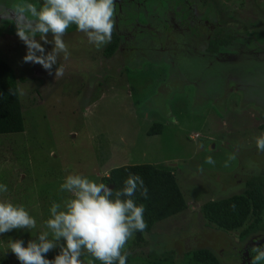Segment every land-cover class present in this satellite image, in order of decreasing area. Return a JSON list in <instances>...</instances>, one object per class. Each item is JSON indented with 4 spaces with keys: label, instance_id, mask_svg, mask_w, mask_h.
Masks as SVG:
<instances>
[{
    "label": "rangeland",
    "instance_id": "1",
    "mask_svg": "<svg viewBox=\"0 0 264 264\" xmlns=\"http://www.w3.org/2000/svg\"><path fill=\"white\" fill-rule=\"evenodd\" d=\"M15 2L0 0V60L18 78L26 129L0 135V184L8 188L0 200L24 205L37 227L0 234V264H21L8 240L27 246L46 230L51 204L67 197L60 189L66 175L103 182L114 168L145 163L172 167L189 207L157 223L148 244L133 250L138 258L131 264L161 257L189 264L188 252L210 244L222 264H244L252 253L246 246L255 239L243 241L241 233L253 218L243 229L218 231L208 226L202 207L243 194L246 181L264 172V163H248L264 155L255 143L264 132V0H117L125 9L114 17L123 36L117 53L105 54L113 34L97 48L73 25L64 37L69 55H60L52 74L23 61L26 45L6 11ZM216 6L219 24L255 42L250 51L235 42L215 61L197 42H182L184 29L193 32L204 22L197 40L213 29L210 8ZM44 47L51 51L53 45ZM154 51L160 60L145 63ZM61 65L64 73L56 80ZM156 123L163 132L150 135ZM59 251L51 250L50 258Z\"/></svg>",
    "mask_w": 264,
    "mask_h": 264
},
{
    "label": "clouds",
    "instance_id": "2",
    "mask_svg": "<svg viewBox=\"0 0 264 264\" xmlns=\"http://www.w3.org/2000/svg\"><path fill=\"white\" fill-rule=\"evenodd\" d=\"M6 11L26 45L23 61L39 64L49 74L61 54L69 55L64 40L69 27L75 25L97 48L111 41L115 28V0H16ZM44 44H52V50L46 51ZM63 73V66H57L56 80ZM255 143L264 152V132L255 137ZM207 162L212 163V158ZM60 189L67 197L51 204L44 222L46 230L29 240L27 246L22 239L8 240V249L21 264H83L84 253L101 264H127V243L136 232L147 228L145 206L135 199L138 191L148 198L143 178L129 173L123 187L114 189L83 174L70 173L63 178ZM7 191V185L0 184V193ZM36 227V219L24 205L0 200V234ZM57 247L60 251L55 258H46ZM252 252L255 255L251 264L264 260V245L254 244Z\"/></svg>",
    "mask_w": 264,
    "mask_h": 264
},
{
    "label": "trees",
    "instance_id": "3",
    "mask_svg": "<svg viewBox=\"0 0 264 264\" xmlns=\"http://www.w3.org/2000/svg\"><path fill=\"white\" fill-rule=\"evenodd\" d=\"M203 7L201 6L199 9L201 12L205 10L202 9ZM115 10L116 13L120 10L125 11L124 8ZM128 12L130 13V11H126V13ZM116 18L118 19V15ZM230 39H232L231 36L207 40L201 52H215L230 42ZM120 41L121 37L114 28L113 42L107 47L105 54L112 58L120 47ZM198 50L200 49L198 48ZM159 55V51L152 52L149 61H145V63L160 60ZM165 80H161L160 84ZM163 128L162 124L156 123L151 127L149 134H162ZM25 129V116L18 78L13 68L6 61L0 60V135L22 133ZM248 163L251 166L253 161ZM262 167L260 169L263 170ZM129 173L139 174L143 178L148 189V198L142 197L139 191L136 193L137 204L142 203L145 206L144 219L147 228L143 232H136L134 238L127 243L124 249L128 253L127 264L137 260L138 257L133 256V250L136 251L148 244L147 236L151 234L157 223L180 214L189 207L174 169L167 165L151 163L123 165L114 168L109 176L103 177L102 180L103 183L113 186L114 189L122 188ZM202 213L208 226L218 231L227 232L243 229L255 215L250 227L248 226L241 233L243 241L254 232L264 231L262 222L264 221V172H259V176L246 181V190L243 194L228 199L209 201L203 205ZM46 258L51 259L49 253L46 254ZM172 259L167 257H161L154 261L148 259L147 264H177L176 259ZM81 260L83 264H101L100 261L95 260L87 253L82 255ZM188 262L189 264H222L219 254L211 246L197 247L190 253L188 252ZM259 264H264V260H261Z\"/></svg>",
    "mask_w": 264,
    "mask_h": 264
},
{
    "label": "flooded vegetation",
    "instance_id": "4",
    "mask_svg": "<svg viewBox=\"0 0 264 264\" xmlns=\"http://www.w3.org/2000/svg\"><path fill=\"white\" fill-rule=\"evenodd\" d=\"M117 0H115V6H116V8L118 9V8H122L123 9V7L121 6V4H119V2H116ZM120 5V6H119ZM212 6H214V2H212ZM211 7V6H210ZM211 10H212V12L211 11H209L208 13H210L211 12V17H210V19H211V22H213V24L211 25L212 27H213V29L209 32V33H206L205 34V36L204 37H201V38H199V40H197V38H198V36L199 35H202L201 33L204 31L203 30V26H206V25H204V22H202V23H199V25H198V28H197V26H196V29H193L192 28V30H193V32H189L190 31V29H189V31L187 30V29H184V30H186V31H183V33H182V35H181V37H184V41H182V42H184V43H186V42H193V43H195V42H197L196 43V45H197V48H199L200 50L202 49V47H204L205 46V44H206V42H207V40L209 41V40H211V39H214V38H221V37H228V36H231V38L232 39H230V42H228L226 45H224V46H221L217 51H215V52H205L204 54L206 55V56H208L209 58H211V60H215V61H217L221 56H224L225 55V53H223L224 52V50H225V48L229 45V44H232V43H235V42H244V44H245V48H246V50L247 51H250V48H251V44L252 43H255L253 40H251V39H249V38H247V37H245L244 36V34H242V33H240V32H238L237 30H235V29H233V28H229V27H225V26H223L222 24H219L218 23V19H217V14L215 13V10L217 9V6H216V8L215 7H212V8H210ZM126 11H130V10H127L126 9ZM132 15H133V12L131 13ZM116 16H117V13H116ZM209 26V25H208ZM224 28H226V34H224ZM195 32V33H194ZM128 34H131V33H128ZM195 35V36H194ZM125 36V35H124ZM133 36H134V38L135 39H138L137 37L138 36H135V34L133 33ZM189 36V37H188ZM121 37V40H122V38H123V36H120ZM188 38V39H187ZM197 40V41H196ZM121 42V41H120ZM133 43H134V41H133ZM192 46H193V44H192ZM202 46V47H201ZM194 48V47H193ZM254 49H256V48H254ZM205 51V50H204ZM120 53V52H119ZM260 129H264V125L262 124L261 126H260ZM258 153L256 152V155H257ZM250 159H251V157H250ZM254 159H256V160H254L253 161V163H263L264 162V155L263 154H261L260 153V155L258 156V158H254ZM242 170V168L239 170V171H241ZM234 175H237V172L235 173L234 172ZM263 216H264V213H263ZM255 219V215H254V218H253V220ZM262 222H264V221H262ZM249 227H250V224L248 225ZM249 237H251L252 239L254 238L255 240H254V244H259V245H264V231H262V230H259V231H257V232H254V233H252ZM248 237V238H249ZM220 238V237H219ZM248 238H246L245 240H247ZM244 240V241H245ZM219 243H223V246H226L227 244H228V242H225V240L224 239H221L220 238V240H219ZM196 244V243H195ZM210 246L211 247H213V245L212 244H210ZM200 247V246H199ZM252 247L253 246H251V245H247L246 246V248L249 250V249H251L252 250ZM246 255V257L247 258H245V262H244V264H251V262H252V258H253V256L255 255V253H251V252H249V254H245Z\"/></svg>",
    "mask_w": 264,
    "mask_h": 264
},
{
    "label": "water",
    "instance_id": "5",
    "mask_svg": "<svg viewBox=\"0 0 264 264\" xmlns=\"http://www.w3.org/2000/svg\"><path fill=\"white\" fill-rule=\"evenodd\" d=\"M111 187H113V186H111Z\"/></svg>",
    "mask_w": 264,
    "mask_h": 264
}]
</instances>
